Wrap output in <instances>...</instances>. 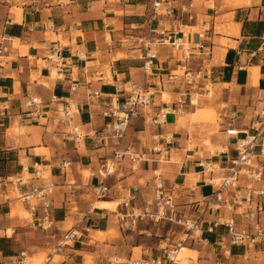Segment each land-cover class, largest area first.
Returning <instances> with one entry per match:
<instances>
[{
  "label": "crops",
  "instance_id": "obj_1",
  "mask_svg": "<svg viewBox=\"0 0 264 264\" xmlns=\"http://www.w3.org/2000/svg\"><path fill=\"white\" fill-rule=\"evenodd\" d=\"M150 8L149 0H58L51 6L20 8V17L13 8H0V43L4 37V44L9 46L0 63V174L22 177L23 191L49 182L56 184L55 227L49 231L33 227L28 219L14 218L17 214L12 207L16 201L10 198L9 187L0 190V228L5 233L0 235V264H13L12 260L22 251L27 252L29 258L45 253L51 256L49 264H128L135 259L159 258L165 246L162 224L145 221L134 229H125L119 216L124 209L118 207L117 202L131 195L134 206H151L156 169L161 170L165 185L174 192L176 201L188 210L186 212L199 207L204 197L212 193L211 189V193L204 194L209 186L203 183V175L197 167L201 157L210 158V155L208 152L205 156L198 154L205 152L203 144L194 148V153L189 148L192 138L202 143L208 136V132H201L203 124L191 119L194 115L195 121L212 122L214 116L203 114L206 108L196 112L194 107H187L185 116L171 113L161 125L149 124L144 117L132 119L119 147L146 152L148 160L133 165L124 159L108 174L104 167L113 157L117 140L86 138L75 143L53 120L55 111L61 107V103L52 102L56 96L59 100L69 97L82 103V115L76 118V123L84 131L99 129L110 121L101 115L100 109L84 105L87 99L84 85L89 82L93 89L101 91L104 94L101 101L107 103V96L118 92L117 81L141 80L140 50L127 46L131 44L129 34L145 33V29L134 31L131 27L143 24ZM194 8L198 17L188 27H198L200 16L204 18L203 25L210 27L205 30L203 40L197 34L189 36L212 50L209 57H194L191 64L195 69L203 59L210 64L217 94L213 104L220 112V128L217 132L214 130L210 138L214 145L228 146L230 150L228 156L210 159L216 165L215 175L223 176L235 155L233 141L225 129L230 122L236 128L249 127L256 118L260 96L264 94V0H246L234 8ZM165 25L175 27L177 24L168 21ZM58 44L63 48L60 77L54 76L55 63L48 59L52 48ZM177 61L169 49L163 51L159 73L166 75L176 69ZM99 70L112 76V80L97 79L95 74ZM156 80L157 77H150V85ZM73 83L81 85L76 92L70 90ZM160 89L156 87L154 111L163 107L160 91L165 94L164 100L169 101L168 95L176 97L179 87L166 83L165 89ZM34 97L43 101L40 116L31 115L35 108L26 107V102ZM223 104L227 110L220 108ZM232 113L237 116L234 120L230 118ZM162 135L174 138L170 161H158V155L152 152L164 143ZM64 162L71 163L66 173L60 168ZM37 165L47 173L45 178L36 177ZM85 172H89V176ZM100 185L107 188L104 193L98 192ZM99 202L110 206L102 208ZM74 227L78 228L80 237L73 246L59 247L63 236ZM8 230H12V234L8 235ZM200 245L201 254L206 246L193 243V246ZM239 249L236 251V248L235 253L244 251ZM248 250L252 258L249 264H264V245ZM219 251L211 248L210 255L216 258ZM56 257L59 260H55ZM167 262L163 259V264Z\"/></svg>",
  "mask_w": 264,
  "mask_h": 264
},
{
  "label": "built area",
  "instance_id": "obj_2",
  "mask_svg": "<svg viewBox=\"0 0 264 264\" xmlns=\"http://www.w3.org/2000/svg\"><path fill=\"white\" fill-rule=\"evenodd\" d=\"M149 0L150 11L143 24L132 25V30L145 29V33L129 34L131 44L128 49L140 50V58L143 61L142 77L139 82L133 80L117 81L115 85L118 92L107 96L109 102H102L104 94L91 87L88 82L84 85L86 94V105L88 108L100 109L104 118L109 122L99 129L84 131L82 126L76 123V118L82 115V103L73 98L59 100L56 96L52 102L61 103V107L55 111L53 120L55 124L64 128L63 133L70 137L75 143L86 138L93 140H105L113 138L117 140V147L113 157L107 160L104 167L106 174L115 169L116 163L128 159L133 165L148 160L146 152H140L133 148H120V142L125 138L131 120L144 117L147 123L161 125L166 123L171 113H184L187 107H197L205 98L213 95L212 76L210 64L203 59L198 64V69L191 64L194 57H209L212 54L210 48L205 47L201 41L194 42L189 39L190 35L197 34L201 40L205 38V30L209 26H203L202 31L187 32L178 26L188 27L197 20L194 0ZM173 21L177 25L168 27L166 22ZM187 21V22H185ZM192 28V27H190ZM1 39L0 63L3 55L8 52L9 46ZM11 40V38H8ZM107 44L111 46L109 35ZM169 49L178 59V67L166 75L160 74V55ZM181 54V57H179ZM63 48L60 44L52 48L49 60L55 63V73L60 77L62 70ZM111 72V71H110ZM97 79L102 81L112 80V76L106 75L104 71H96ZM157 77L156 82L150 85L149 78ZM179 87L177 96L173 101H165L164 93L160 91L163 107L154 111L155 96L158 94L156 87L165 89V85ZM81 88L79 83L70 86L71 92ZM260 106L256 108V118L246 128H236L233 123H228L225 129L226 135L233 141L235 155L231 158V165L226 168L223 176H217L216 165L210 158L222 155H230L228 146L221 150H209L210 158L201 157L197 163L202 173L203 183L211 187L212 193L204 197L201 205L197 208L181 209L176 201L174 192L165 185L162 172L159 169L153 171L155 180L154 202L146 208L133 205L134 198L130 195L117 202L124 212L120 213V222L125 229H134L140 222L150 221L160 225L170 222L183 228L177 241L169 243L162 248V256L159 258L131 260L128 264H167L179 263L173 255L185 244L200 242L205 246L218 248L215 264H249L252 258L250 247H262L264 245V94L259 99ZM43 101L34 97L26 102L27 108H35L31 115L40 116L43 112L40 106ZM231 120L237 116L230 115ZM92 117V115H91ZM164 143L153 148L154 155L158 161H170L172 159L171 148L174 138L171 135H162ZM193 152V149H190ZM194 153V152H193ZM71 166L70 162H64L61 170L65 173ZM37 178H45L43 169L35 167ZM23 178L19 176H4L0 174V190L9 187L30 214L32 226L42 230H52L55 227L53 212V197L56 184L49 182L43 187L32 188L29 191L22 190ZM106 187L100 185L99 193H104ZM7 199H9L7 197ZM214 236V241L212 240ZM80 237L78 228L68 230L63 236L59 247L73 246ZM166 241H170L167 237ZM166 244V243H165ZM236 248H242L241 254L235 253ZM27 252L22 251L12 260L13 264H30ZM51 256H47L40 264H49Z\"/></svg>",
  "mask_w": 264,
  "mask_h": 264
},
{
  "label": "rangeland",
  "instance_id": "obj_3",
  "mask_svg": "<svg viewBox=\"0 0 264 264\" xmlns=\"http://www.w3.org/2000/svg\"><path fill=\"white\" fill-rule=\"evenodd\" d=\"M58 0H0V8H13V11H15L18 16L20 17L22 14V9L20 8H41V7H46V6H51L55 4ZM186 2V0L184 1ZM246 2V0H194V7L198 8H217V7H222V8H234L237 5H243ZM187 22V21H185ZM195 23V21L191 22ZM203 23H204V18L200 16L199 19V26L195 28H190V27H184L183 29L187 32L193 33L195 31H202L203 29ZM169 27V26H168ZM109 37V35H108ZM18 41L16 42V45H18ZM121 56H124L121 54ZM118 57H120L118 55ZM108 74L110 75V68H108ZM54 76L56 74L54 73ZM213 89V95L211 98H205L208 99L209 102L202 101L197 107H194L195 111L197 112V109L199 108H206L203 114L205 116H214V120L212 122H206V121H195L194 120V115L192 116V121L194 123H201L203 124L201 128V132L205 133L208 132V136L204 139L202 143H199L195 138H192L191 143L189 144V148L194 149L196 147L203 144L204 147H202V151L205 149V152H199L198 154L200 156H205L207 152L211 150H216V149H222V146H217L214 145L210 136L214 134V130L216 132L219 130V122H220V112L217 110L216 105H214V101L217 98V94L214 91V87L212 86ZM169 94V93H168ZM165 95V94H164ZM169 101L175 100L176 97H173V95L169 94ZM164 99V96H163ZM161 100V99H160ZM168 101V100H167ZM220 107V106H219ZM227 110V106L225 104L222 105V107ZM214 111H213V110ZM180 116H185V113L180 114ZM45 176H47V173L44 172ZM86 175L89 176V172H85ZM211 193V188H205L204 189V194H209ZM10 198L12 200H15L16 203L13 205L12 209H14V214H17L14 218H20V219H28L30 220V214L26 211L25 207L23 206V203L16 199L15 195L11 193ZM183 207H181L182 209ZM115 209V208H113ZM181 232H183V228L180 227L179 225L170 223V222H165L164 225L162 223V229H161V234L162 238L164 239V245H168L169 243H173L177 241L180 237ZM5 234L3 231H1L0 228V235ZM7 234H12V230H8ZM169 237L170 241H166L165 239ZM166 243V244H165ZM185 247L189 249L195 248V253L190 254L189 260L185 264H215V259L211 253V248L206 246L205 251L203 253H199V249H201L200 246H193V243L190 244H185ZM182 246V247H184ZM240 249L237 248L236 251H239ZM197 251V252H196ZM162 255V253H161ZM172 256V255H171ZM47 257V254L41 253L39 255L33 256L29 259L30 264H40V262ZM55 260H59V257H56ZM200 261H203L200 263ZM123 262H126V260H123ZM180 264V263H176Z\"/></svg>",
  "mask_w": 264,
  "mask_h": 264
},
{
  "label": "bare ground",
  "instance_id": "obj_4",
  "mask_svg": "<svg viewBox=\"0 0 264 264\" xmlns=\"http://www.w3.org/2000/svg\"><path fill=\"white\" fill-rule=\"evenodd\" d=\"M98 206L104 208V207H109L110 205L105 202H99ZM192 253H195L194 250L189 249L184 246V247L179 248L172 256L180 264H185L189 260L190 254Z\"/></svg>",
  "mask_w": 264,
  "mask_h": 264
},
{
  "label": "trees",
  "instance_id": "obj_5",
  "mask_svg": "<svg viewBox=\"0 0 264 264\" xmlns=\"http://www.w3.org/2000/svg\"><path fill=\"white\" fill-rule=\"evenodd\" d=\"M3 175V174H2ZM4 176H6V175H4Z\"/></svg>",
  "mask_w": 264,
  "mask_h": 264
}]
</instances>
